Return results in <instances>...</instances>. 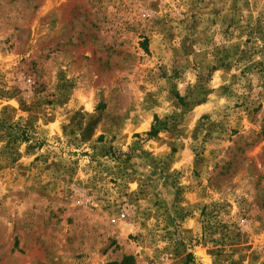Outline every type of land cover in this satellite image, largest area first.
<instances>
[{
    "label": "rangeland",
    "instance_id": "rangeland-1",
    "mask_svg": "<svg viewBox=\"0 0 264 264\" xmlns=\"http://www.w3.org/2000/svg\"><path fill=\"white\" fill-rule=\"evenodd\" d=\"M125 257L264 264V0H0V264Z\"/></svg>",
    "mask_w": 264,
    "mask_h": 264
},
{
    "label": "trees",
    "instance_id": "trees-1",
    "mask_svg": "<svg viewBox=\"0 0 264 264\" xmlns=\"http://www.w3.org/2000/svg\"><path fill=\"white\" fill-rule=\"evenodd\" d=\"M157 132L158 131L156 129L152 128L151 131L148 133V135L151 136V137H154L157 134ZM127 261H130L129 264H132L133 263L132 262L133 261L132 257L123 258L122 262L119 263V264H125ZM112 264H115V263H112Z\"/></svg>",
    "mask_w": 264,
    "mask_h": 264
}]
</instances>
